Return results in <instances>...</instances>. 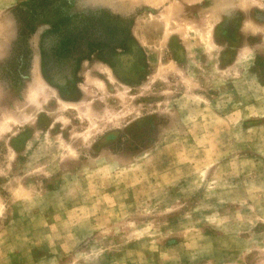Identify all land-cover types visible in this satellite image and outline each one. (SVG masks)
Segmentation results:
<instances>
[{"label":"rangeland","instance_id":"rangeland-1","mask_svg":"<svg viewBox=\"0 0 264 264\" xmlns=\"http://www.w3.org/2000/svg\"><path fill=\"white\" fill-rule=\"evenodd\" d=\"M0 264H264V0H0Z\"/></svg>","mask_w":264,"mask_h":264}]
</instances>
